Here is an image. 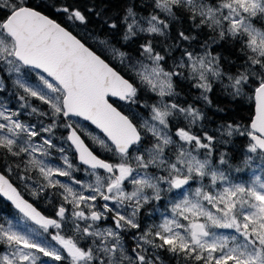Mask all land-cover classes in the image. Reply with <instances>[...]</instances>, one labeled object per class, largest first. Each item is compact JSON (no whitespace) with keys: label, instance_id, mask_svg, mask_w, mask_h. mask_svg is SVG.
Returning <instances> with one entry per match:
<instances>
[{"label":"snow or ice","instance_id":"6c2138e0","mask_svg":"<svg viewBox=\"0 0 264 264\" xmlns=\"http://www.w3.org/2000/svg\"><path fill=\"white\" fill-rule=\"evenodd\" d=\"M45 6L83 34L0 0V264H264V0Z\"/></svg>","mask_w":264,"mask_h":264},{"label":"trees","instance_id":"16d2710c","mask_svg":"<svg viewBox=\"0 0 264 264\" xmlns=\"http://www.w3.org/2000/svg\"><path fill=\"white\" fill-rule=\"evenodd\" d=\"M34 4L39 6V9L43 12L49 14L69 29L74 30L75 32H79L83 34V28L81 27H74L73 25L69 24L66 18L62 14L53 13L50 11L49 8L45 6V0H33ZM52 0H47V3H51ZM69 3H74L79 6L82 10H85L87 6L92 3V0H68ZM110 3L112 10L115 11L121 7V5L125 2V0H108ZM91 19V18H90ZM94 26V22L88 25L89 28ZM217 51H222L224 56H231V52L228 50L227 46L225 45L224 49L217 48ZM179 90V89H178ZM214 105H218L221 108L225 109V113H216L213 114V109H207V113L209 116H213V119L217 122L221 120L227 119H234V120H241L243 119L245 122L249 117L253 105L250 101L246 99H242L237 102H233L230 99L218 94L213 93L212 95ZM243 143L242 140L237 141V147H239ZM43 211L45 210L44 205H38ZM0 209H4L5 211L9 210L8 205L5 203L3 199H0Z\"/></svg>","mask_w":264,"mask_h":264},{"label":"water","instance_id":"95a60500","mask_svg":"<svg viewBox=\"0 0 264 264\" xmlns=\"http://www.w3.org/2000/svg\"><path fill=\"white\" fill-rule=\"evenodd\" d=\"M40 10V9H39ZM42 11V10H41ZM52 17V16H51ZM53 18V17H52ZM53 19H55V18H53ZM56 20V19H55ZM57 22H59L58 20H57ZM59 23H61V22H59ZM62 24V23H61ZM63 26H65L64 24H62ZM66 28H68L67 26H65ZM69 30H71V29H69ZM39 207V206H38ZM41 209V208H40ZM42 210V209H41ZM43 211V210H42Z\"/></svg>","mask_w":264,"mask_h":264},{"label":"flooded vegetation","instance_id":"af4514ba","mask_svg":"<svg viewBox=\"0 0 264 264\" xmlns=\"http://www.w3.org/2000/svg\"><path fill=\"white\" fill-rule=\"evenodd\" d=\"M21 191L23 192V188L21 187ZM129 244H131V246H133V244L131 242L128 241Z\"/></svg>","mask_w":264,"mask_h":264},{"label":"rangeland","instance_id":"374dc122","mask_svg":"<svg viewBox=\"0 0 264 264\" xmlns=\"http://www.w3.org/2000/svg\"><path fill=\"white\" fill-rule=\"evenodd\" d=\"M257 26H260V25L258 24ZM129 242H131V241H129ZM131 243H132V242H131ZM129 246L131 247V244H129Z\"/></svg>","mask_w":264,"mask_h":264}]
</instances>
